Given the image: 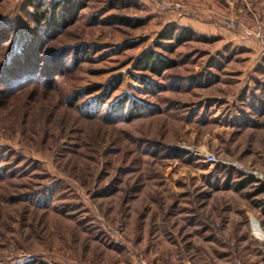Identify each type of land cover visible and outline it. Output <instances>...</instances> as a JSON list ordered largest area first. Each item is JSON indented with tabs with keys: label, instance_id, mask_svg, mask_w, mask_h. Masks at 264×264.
<instances>
[{
	"label": "rangeland",
	"instance_id": "rangeland-1",
	"mask_svg": "<svg viewBox=\"0 0 264 264\" xmlns=\"http://www.w3.org/2000/svg\"><path fill=\"white\" fill-rule=\"evenodd\" d=\"M30 1L0 0V69L36 34ZM143 1L90 0L39 48L36 69L60 56L50 76L0 83V264L253 261L249 224L264 229V46L254 35L264 0ZM159 6L223 31L170 49L159 35L177 22ZM148 53L175 65L160 77L135 70ZM124 99L142 116L116 120Z\"/></svg>",
	"mask_w": 264,
	"mask_h": 264
},
{
	"label": "trees",
	"instance_id": "trees-1",
	"mask_svg": "<svg viewBox=\"0 0 264 264\" xmlns=\"http://www.w3.org/2000/svg\"><path fill=\"white\" fill-rule=\"evenodd\" d=\"M89 2L90 0L30 1L29 8H31V11L28 14L30 22L34 25V31L36 34H34V37L22 46L20 52L15 55L12 54L5 66L0 69V83L4 84L8 81L23 78L35 80L38 77H42L43 72H47L50 76L51 71L57 68L60 56H56L55 58L50 57L43 61L45 67H48V69L45 67L36 69L38 59L36 58V55L39 52V48L60 33L66 32L70 27L77 23L80 19L81 12L88 7ZM93 20H96V18ZM109 22L130 28H139L145 24V20L143 19L134 20L128 17H112L109 19ZM93 23L95 24V21H93ZM197 34L198 33L191 28L181 27L177 23H173L159 35V40L174 43L170 49H175L187 42L196 40V38H198ZM7 36L5 30L0 31L1 39H5ZM5 40H3V42ZM9 40L11 39L9 38ZM81 52L78 51L76 53L75 63L79 62L82 55ZM174 65L175 63L173 62L157 57L153 55V53H148L138 59L134 67L137 71L148 72L155 77H160L165 71L171 69ZM136 79L140 84L145 85L146 87L154 85L145 77H136ZM119 85L120 81H115L111 86V90H115ZM153 87L155 88L156 86L154 85ZM126 102L127 101L124 99L114 107L112 115L113 117H116V120L124 119L126 121H131L142 116V106L135 104L127 111L125 109ZM98 108L100 109V107H96L95 111H98ZM262 192H264V185L260 188L258 194ZM25 264L48 263L43 261H31Z\"/></svg>",
	"mask_w": 264,
	"mask_h": 264
},
{
	"label": "crops",
	"instance_id": "crops-1",
	"mask_svg": "<svg viewBox=\"0 0 264 264\" xmlns=\"http://www.w3.org/2000/svg\"><path fill=\"white\" fill-rule=\"evenodd\" d=\"M139 1L140 2H145L143 0H139ZM175 1H179L180 3H182L183 1L192 2L193 0H175ZM192 5L190 3V6H192ZM197 9H198V7H197ZM158 10L160 11L159 13L164 16V18H163L164 22L167 19H170L171 20L170 22H173V20H176V22L179 24V26H181V27L189 26L188 28L193 29L196 33H200L201 34V33H205V32H214V31L217 32L219 30L223 31V28L220 29L219 26H216L212 22H208V21L206 22V21H203V20H201V22H200L199 20H196L195 18L183 19L184 17L181 15L180 9H177V8L176 9L174 8V10H171L169 13H167L166 10H164L162 8V6L161 7L159 6ZM200 12L201 11L195 12V13L202 14ZM202 15L206 16L207 14H202ZM167 16H168V18L166 19ZM206 17H208V16H206ZM232 27H234L233 24H232ZM217 28H219V29H217ZM224 44H229V41H226L225 43H223V45ZM256 46L257 45H255V47ZM258 225H259V223H258ZM249 228L252 231L254 240L256 241L257 245H256V249L252 251L253 261L252 262H243L242 261L240 264H264V229H262V227L260 226L261 234H258V233H255L253 231L254 227H253L252 223L249 224Z\"/></svg>",
	"mask_w": 264,
	"mask_h": 264
},
{
	"label": "built area",
	"instance_id": "built-area-1",
	"mask_svg": "<svg viewBox=\"0 0 264 264\" xmlns=\"http://www.w3.org/2000/svg\"><path fill=\"white\" fill-rule=\"evenodd\" d=\"M254 35L256 36V38L262 43V45L264 46V30L262 28H260L259 30H257ZM200 157L204 158V160H209L211 158L210 154L204 152V151H200V153L198 154ZM259 180L263 181L262 177L258 178ZM256 233V232H255Z\"/></svg>",
	"mask_w": 264,
	"mask_h": 264
},
{
	"label": "bare ground",
	"instance_id": "bare-ground-1",
	"mask_svg": "<svg viewBox=\"0 0 264 264\" xmlns=\"http://www.w3.org/2000/svg\"><path fill=\"white\" fill-rule=\"evenodd\" d=\"M253 230L255 231V232H257V233H260L261 234V230H260V228H259V226H258V224L257 223H255L254 225H253Z\"/></svg>",
	"mask_w": 264,
	"mask_h": 264
}]
</instances>
